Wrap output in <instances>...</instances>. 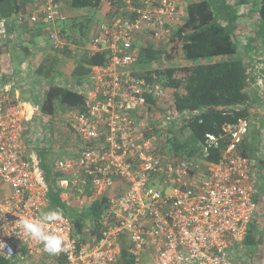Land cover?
<instances>
[{
	"label": "built area",
	"instance_id": "obj_1",
	"mask_svg": "<svg viewBox=\"0 0 264 264\" xmlns=\"http://www.w3.org/2000/svg\"><path fill=\"white\" fill-rule=\"evenodd\" d=\"M119 1L114 16L101 22L90 40L76 43L57 25L68 17L56 0H35L17 19L20 25L27 19L33 28L45 25L56 52L107 54L108 62L93 67L79 88L86 96L84 110L60 113L67 119L65 131L70 129L79 145L54 162L55 184L66 200L106 199L107 210L100 233L88 228L83 238L69 218L45 225L65 236L61 253L50 254L23 235L17 223L38 218L48 197L24 137L27 119L37 109L17 102L16 93L6 89L0 92V257L7 264H239L232 249L258 212L254 197L263 158L242 154L250 119L237 117L239 108L229 109L234 122L204 136L201 158L176 157L169 142L173 121L157 123L148 102V97L163 101L165 87L154 71L139 70L135 53L140 45L170 50V27L187 14L181 0ZM104 2L113 7L111 0ZM11 27L12 21L0 16V46ZM142 38L153 43L141 44ZM248 70L264 81V63L256 60ZM222 150L218 163L209 161Z\"/></svg>",
	"mask_w": 264,
	"mask_h": 264
},
{
	"label": "trees",
	"instance_id": "obj_2",
	"mask_svg": "<svg viewBox=\"0 0 264 264\" xmlns=\"http://www.w3.org/2000/svg\"><path fill=\"white\" fill-rule=\"evenodd\" d=\"M111 1L112 9L117 10L116 5L120 6V1ZM133 1L137 3V0ZM34 2L35 0H0V16L17 22L19 15L27 14L28 7ZM56 2L66 4L69 10L84 13L83 19L67 18L65 21L57 22L64 37L69 31L71 34L75 32L74 35L77 34L81 39L86 37V31L94 20L92 16L105 4L104 0H56ZM254 2L255 0H203L191 3L187 7L185 21L170 27L172 32L170 50L158 45L140 46L135 53L139 70L154 71L165 87L166 97L163 101L148 97V102L151 107H155L154 118L157 123L166 119L173 121L169 129V142L179 159L201 158V143L204 136L217 132L225 123L234 122V118L228 114L229 109L239 108L234 112L237 117L249 119L251 116L249 106L251 96L248 93L251 79L248 66L238 58L226 61L222 59L238 54L235 41L237 35L235 22L238 15L233 7ZM258 6L261 29L254 38H261L264 46V0ZM109 16H114V13L110 12ZM23 48L28 57L29 48L27 46ZM3 51L0 50L2 53ZM66 52L70 50L67 49ZM107 62L106 53H97L93 57L84 55L74 69L73 85L47 82L39 113L55 120L63 113V108L84 110L86 96L79 88L87 81L93 67L104 66ZM161 62H165L166 65L161 66ZM38 73L44 75L48 71L42 68ZM260 136L261 133L255 136L250 133L242 145L243 155L252 157L261 153L262 148L258 141ZM30 155L33 169L47 190L48 206L44 212L62 209L64 217L73 222L76 235L81 238L87 235L88 228L91 234H99L103 227V214L107 210L106 199L89 203L82 197L75 196L69 201L66 200L55 184L57 172L54 170V158L50 151L36 147L30 149ZM222 157L223 150L217 151L209 161L218 163ZM261 169L263 190L254 197L258 212L249 225L242 243L232 249L233 255L238 253L242 256L239 252L243 253V249L251 246H260L264 239V231H261L262 226L260 227L258 218L261 212H264V157L261 159ZM126 256L127 254L123 253V258ZM0 264L7 262L0 257ZM123 264L130 263L125 260Z\"/></svg>",
	"mask_w": 264,
	"mask_h": 264
},
{
	"label": "crops",
	"instance_id": "obj_3",
	"mask_svg": "<svg viewBox=\"0 0 264 264\" xmlns=\"http://www.w3.org/2000/svg\"><path fill=\"white\" fill-rule=\"evenodd\" d=\"M203 0H198L200 2ZM193 3V0H181V5L185 9V13L187 14V7L189 4ZM35 2L30 5L27 9L28 12L31 11ZM64 8L62 9L64 13H66L68 18H80L83 19L84 13L81 11L69 10L66 4H63ZM258 1H255L253 4H247L243 6H235L233 7L236 11L238 18L235 22L236 25V43L238 46V54L237 56L245 63V65L249 67L252 66L253 62L256 60H260L264 62V46L262 45L261 38L255 39L256 35L259 33L261 26L259 24V13H258ZM112 7L107 3L101 7V9L92 17H96L97 15L103 16L104 19L110 17L109 13L112 12ZM94 19V18H93ZM103 19V20H104ZM95 20V19H94ZM91 35L96 34L99 24H91ZM60 26V25H59ZM47 27L43 24L36 25L34 28L31 27L30 23L26 19L23 24H18L17 22H12L11 27V36L8 41L0 46V67L4 68L3 60L6 59L5 64L6 67V82L3 84L5 89L11 91V94L14 95V88L17 87L19 78H16V73L14 71V60L21 61L22 67L20 66V73H25L28 76V79H31L32 84H25L26 87H29V94L32 96L27 101L25 105L28 104L34 106L37 102V98H42L44 95L45 84L48 83H57L62 85L71 86L75 81H73L72 75L78 60L85 55V53L78 50L76 53L72 52H56L54 51L50 38L49 32L47 31ZM258 32V33H257ZM75 32H72V35L69 31H67V36L69 38H73L72 40H78L77 38H81L80 36L74 35ZM92 36H90L86 40H90ZM253 39H255L253 41ZM19 45V46H18ZM23 46H27L29 48L30 55L26 57V50ZM3 49V50H2ZM48 71L44 75H39L38 71L41 69ZM93 72V69L91 73ZM90 73V74H91ZM1 77V75H0ZM4 77V74H3ZM250 82L251 85L248 89V93L252 97V92L256 93V97L264 98V81L259 82L256 77L250 74ZM5 80V78H4ZM39 82V83H36ZM35 82V84H34ZM42 88V92H38L40 90L38 87ZM22 88L23 85H22ZM31 89V90H30ZM21 92H17L16 96L18 97L17 102H21L26 98L21 99L19 96ZM38 93V97L36 96ZM258 93V94H257ZM32 100V101H31ZM257 103V98L254 100H250L249 106H251L250 113L253 117L255 114L259 112L264 113V108L260 106V104L255 105ZM29 107V106H28ZM35 107V106H34ZM257 107V108H256ZM256 108V109H255ZM38 109V108H36ZM39 114L38 111L35 110ZM264 117V114L262 115ZM253 134V133H252ZM254 136L257 134H253ZM260 141V137L258 139ZM260 174L256 179V185L258 188V193L263 190V181H262V169L259 171Z\"/></svg>",
	"mask_w": 264,
	"mask_h": 264
},
{
	"label": "rangeland",
	"instance_id": "obj_4",
	"mask_svg": "<svg viewBox=\"0 0 264 264\" xmlns=\"http://www.w3.org/2000/svg\"><path fill=\"white\" fill-rule=\"evenodd\" d=\"M184 1V0H183ZM198 0H193L194 2H197ZM258 1V4H261L262 0H255ZM95 20H93L92 24H99L101 22H103L105 19L103 18V16L101 15H97L96 17H94ZM104 19V20H103ZM260 24V21H259ZM175 24H173L172 26H174ZM92 26V25H91ZM91 26L89 27V29L86 31L85 34V39H88L91 35V31L92 28ZM261 26V24H260ZM79 32V31H77ZM72 35V34H71ZM141 44H145L147 43L148 45H151L153 43L152 40H150L149 38H147L145 40H143V38L140 40ZM139 42H137V45H140ZM141 46V45H140ZM139 46V47H140ZM240 59L238 56H233L230 58H223L222 60H231V59ZM6 59L3 60V64H4V68L0 67V92H3L5 89L4 87V83L6 82V78H7V74H6V67L7 65L5 64ZM14 62V71L16 73V78H19L17 80L18 85L16 88H14V93H19L21 92L20 98H26L25 100L22 101V103L24 101H27L28 99H30L32 96H30L31 94H29V87H26L25 84H32L31 83V79L33 80V78L28 79V76L25 73H20V66L22 67V62L21 61H16V59L13 61ZM161 66H165L166 63L165 62H161L160 64ZM4 74V77H3ZM5 78V80H4ZM36 83H39L36 81ZM35 84V82H34ZM22 85L24 88H22ZM84 86V85H83ZM38 87V85H37ZM40 90H38V92H42V88L39 86L38 87ZM258 94V93H257ZM38 97V93L36 95ZM44 96V95H43ZM257 98V103H255V105L260 104V106L262 108H264V98L262 97H256V93L252 92V97L251 99L254 100ZM32 101V100H31ZM42 102V98H37V102L34 104L35 108L40 107ZM26 104V103H24ZM257 108V107H256ZM255 108V109H256ZM37 109V110H38ZM61 110V109H60ZM264 113H258L255 114L253 117L250 116V122H251V132L253 134H258L261 133L260 136V147L262 148L261 150V156L263 155L264 157V117L262 116ZM66 120V121H65ZM67 119H65L64 114L59 115V117L55 120H52L50 117L47 116H43L41 115V113L39 114H32L29 115V118L27 119L26 122V126H25V131H24V137L26 139V143L29 147V149L31 148H36V147H40L43 148L45 150L50 151V154H52L51 156L54 158V162L56 160H58L59 158H65L68 157L72 154H74V150L75 148H77V146L79 145L78 140L73 139L71 136H73V134L71 133L70 129L69 131H65L66 127H67ZM163 125H166L167 122L166 120L162 121ZM262 214H260L258 216L259 218V222H260V227L261 231H264V212H261ZM240 255L239 256L238 253H236V255H234V260L235 262L239 263V264H264V239L261 242L260 246H251L248 248L243 249V253L239 252Z\"/></svg>",
	"mask_w": 264,
	"mask_h": 264
},
{
	"label": "clouds",
	"instance_id": "obj_5",
	"mask_svg": "<svg viewBox=\"0 0 264 264\" xmlns=\"http://www.w3.org/2000/svg\"><path fill=\"white\" fill-rule=\"evenodd\" d=\"M65 217L62 209L56 208L43 212L38 218L20 219L23 235L43 245L44 251L50 254L61 253L66 250V238L58 231L46 229L45 225L63 223Z\"/></svg>",
	"mask_w": 264,
	"mask_h": 264
}]
</instances>
